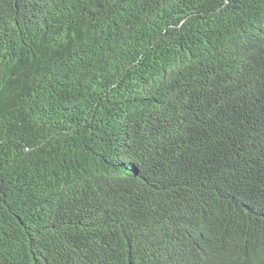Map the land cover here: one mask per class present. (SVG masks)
Masks as SVG:
<instances>
[{
	"label": "trees",
	"instance_id": "obj_1",
	"mask_svg": "<svg viewBox=\"0 0 264 264\" xmlns=\"http://www.w3.org/2000/svg\"><path fill=\"white\" fill-rule=\"evenodd\" d=\"M0 264H264V0H0Z\"/></svg>",
	"mask_w": 264,
	"mask_h": 264
}]
</instances>
